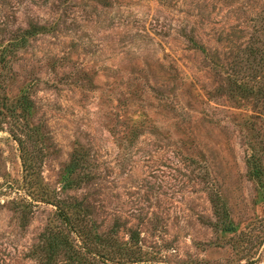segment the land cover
<instances>
[{
    "label": "rangeland",
    "instance_id": "obj_1",
    "mask_svg": "<svg viewBox=\"0 0 264 264\" xmlns=\"http://www.w3.org/2000/svg\"><path fill=\"white\" fill-rule=\"evenodd\" d=\"M3 49L0 264L74 197L134 264H264V0H0Z\"/></svg>",
    "mask_w": 264,
    "mask_h": 264
},
{
    "label": "trees",
    "instance_id": "obj_2",
    "mask_svg": "<svg viewBox=\"0 0 264 264\" xmlns=\"http://www.w3.org/2000/svg\"><path fill=\"white\" fill-rule=\"evenodd\" d=\"M5 51L3 49L0 52V65L7 55ZM17 110H20V106L15 107V115L18 113ZM1 114L0 106V116ZM130 121L132 127L135 128L141 120L132 117ZM141 124H145V121ZM78 161L82 162V158H78ZM85 161L86 159L83 162ZM248 164L251 167V175L261 179L264 173L261 157L255 153L250 155ZM79 166L81 163H76V165L74 163L71 167L72 172H75ZM33 168V166H28L27 161L25 162L27 175L32 174ZM91 179L90 172H87L78 179V182L79 184L87 183ZM73 186L74 184L69 182L64 188L72 189ZM70 199L69 201H53L52 204L56 207L55 221H58V224L48 225L42 236V243L34 248L33 255H36L32 258H35L36 264H59L62 260L66 264H134L140 260L141 256L127 242L116 238L123 225L116 222L113 230L107 234H100L95 229L96 225H91L88 220L92 213L86 205L88 203L86 198ZM46 200L48 203L51 202L50 199ZM223 214H226V211ZM233 230L234 226L225 229V231ZM131 239L132 246L136 247L139 243V235L136 231L131 234Z\"/></svg>",
    "mask_w": 264,
    "mask_h": 264
}]
</instances>
